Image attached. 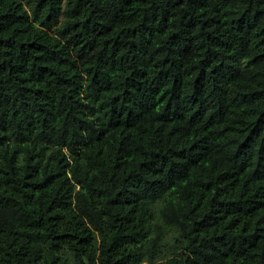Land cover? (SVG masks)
Instances as JSON below:
<instances>
[{
    "label": "trees",
    "instance_id": "16d2710c",
    "mask_svg": "<svg viewBox=\"0 0 264 264\" xmlns=\"http://www.w3.org/2000/svg\"><path fill=\"white\" fill-rule=\"evenodd\" d=\"M0 264H264V0H0Z\"/></svg>",
    "mask_w": 264,
    "mask_h": 264
}]
</instances>
